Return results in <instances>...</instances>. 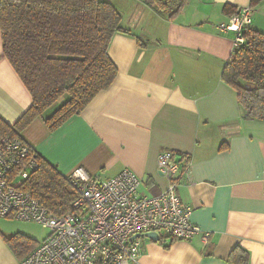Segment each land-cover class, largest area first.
Listing matches in <instances>:
<instances>
[{"label":"crops","instance_id":"obj_1","mask_svg":"<svg viewBox=\"0 0 264 264\" xmlns=\"http://www.w3.org/2000/svg\"><path fill=\"white\" fill-rule=\"evenodd\" d=\"M107 1L129 30L109 42L112 83L54 129L44 121L52 109L33 118L21 138L63 175L81 166L108 178L128 167L144 195L166 187L157 154L172 150L181 165L177 192L191 221L210 235L207 242L200 235L142 236L140 264H235V247L248 252L247 264H264V120L242 116L236 90L222 76L233 33L216 28L234 12L224 4L251 5L250 27L264 33V0H186L173 18L151 0ZM31 101L3 54L0 31V117L14 123ZM13 233L35 239L33 248L47 235L34 221L0 217V264L19 260L4 239Z\"/></svg>","mask_w":264,"mask_h":264},{"label":"trees","instance_id":"obj_2","mask_svg":"<svg viewBox=\"0 0 264 264\" xmlns=\"http://www.w3.org/2000/svg\"><path fill=\"white\" fill-rule=\"evenodd\" d=\"M151 2L173 18L186 0ZM224 9L232 12L236 7L224 4ZM0 31L3 54L32 98L14 123L0 117V137H21V130L48 109L52 111L44 121L50 129L82 111L117 74L107 51L112 36L129 32L121 24L119 9L107 0H0ZM242 34L244 42L233 50L222 76L235 88L242 116L264 120V33L248 26ZM36 157L39 167L26 180V188L53 213L69 211L74 190L55 165L38 153ZM4 239L19 259L37 243L19 233ZM229 258L247 264L248 252L235 247Z\"/></svg>","mask_w":264,"mask_h":264},{"label":"built area","instance_id":"obj_3","mask_svg":"<svg viewBox=\"0 0 264 264\" xmlns=\"http://www.w3.org/2000/svg\"><path fill=\"white\" fill-rule=\"evenodd\" d=\"M252 15L251 5L240 7L216 28L232 32L236 48L244 42L242 31L251 25ZM36 154L21 137H0V217L34 221L47 230L16 264H140V240L151 231L158 238L200 235L207 242L210 232L191 221V208L177 192L181 165L172 150L157 154L158 168L168 181L157 194H139L141 178L128 167L108 178L75 167L64 175L75 195L70 210L62 214L53 213L26 188L39 167Z\"/></svg>","mask_w":264,"mask_h":264},{"label":"water","instance_id":"obj_4","mask_svg":"<svg viewBox=\"0 0 264 264\" xmlns=\"http://www.w3.org/2000/svg\"><path fill=\"white\" fill-rule=\"evenodd\" d=\"M146 235L155 239V240L158 239V235L154 231L147 232ZM135 236H138V235H135Z\"/></svg>","mask_w":264,"mask_h":264},{"label":"rangeland","instance_id":"obj_5","mask_svg":"<svg viewBox=\"0 0 264 264\" xmlns=\"http://www.w3.org/2000/svg\"><path fill=\"white\" fill-rule=\"evenodd\" d=\"M57 103H55L54 105H53V107L56 105ZM12 219H14V218H12ZM15 220H19V219H15ZM20 221V220H19ZM21 221H26V220H21ZM36 224H39V223H36ZM40 225V224H39ZM41 226V225H40ZM42 227V226H41ZM43 228V230H45L46 232H47V230L44 228V227H42ZM42 239V237H40L39 238V240H41Z\"/></svg>","mask_w":264,"mask_h":264}]
</instances>
